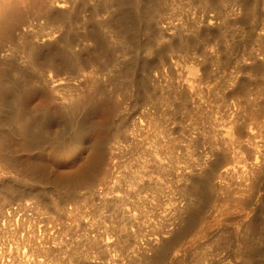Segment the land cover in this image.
Returning a JSON list of instances; mask_svg holds the SVG:
<instances>
[{"label":"bare ground","instance_id":"6f19581e","mask_svg":"<svg viewBox=\"0 0 264 264\" xmlns=\"http://www.w3.org/2000/svg\"><path fill=\"white\" fill-rule=\"evenodd\" d=\"M65 252L264 264V0H0V264Z\"/></svg>","mask_w":264,"mask_h":264},{"label":"rangeland","instance_id":"374dc122","mask_svg":"<svg viewBox=\"0 0 264 264\" xmlns=\"http://www.w3.org/2000/svg\"><path fill=\"white\" fill-rule=\"evenodd\" d=\"M239 24H240V25H239ZM237 25H239L240 27H242V25H243V27L241 28V30H244L246 24L244 25V23H240V22H239L238 24H237V23L232 24L231 27L229 26V28L225 29L226 32L235 31V30H236V31H239L238 28H240V27L237 26ZM235 26H236V27H235ZM232 27H233V28H232ZM234 28H235V29H234ZM228 29H229V30H228ZM237 29H238V30H237ZM212 100H213V97H210V98L208 99V101H209L208 106H209V107H211L210 105H213V104H214L213 102H211ZM219 127H220V129L223 131V125L220 124ZM13 147H14V145H13ZM25 159H26V158L23 157V159H22L23 162L25 161ZM77 163H78V162H77ZM77 163H76V164H77ZM76 164H75V165H74V164H73V165L70 164L71 167H72V169H74V168L76 167ZM57 167H58V169H59V171H58L59 173H60V171H61L62 169H64V170H62L63 172L61 171L62 173H60V174H61L62 176H64V177H68V178H69L70 175L73 177V175L75 174L74 172H75L76 169H75L74 171L72 170V172L70 171V172H71V174H70V172H69V169L71 168L70 166L62 167L61 165H58ZM60 167H61V168H60ZM65 168H67V171H68V172H64V171H65ZM68 168H69V169H68ZM63 173H64V174H63ZM65 174H69V175L65 176ZM72 174H73V175H72ZM71 176H70V177H71ZM143 193H145V192H143ZM259 193H262V192H259ZM13 201H14V200H13ZM12 203H13V205H15V204H16V201H14V202H12ZM90 206H91V203L89 204V206L87 205V206L85 207L86 210H87V212L89 213V214H88L89 217H90L91 215H92V216H97V214L94 213V211H93V209H92L93 206H91V207H90ZM87 208L89 209V211H88ZM91 211H92V212H91ZM102 213L105 214V212H102ZM95 214H96V215H95ZM92 216H91V217H92ZM80 246H81L80 249H83V248L85 247V245H80ZM82 246H84V247H82ZM62 254H63V253H62ZM62 254H61L60 257H59V258H61V259H60V263L62 262V263L64 264V263L66 262L65 264H67V263L69 264V263L71 262L70 264H73V263H72L73 260L67 257V256H68V253H67V252H65V254H67V255L64 254V255L62 256ZM62 257H63V258H62ZM65 258H67V259L64 260ZM57 260H58V259H57ZM57 260H56V262L59 261V260H58V261H57ZM69 260H70V262H69ZM71 260H72V261H71ZM63 261H64V262H63ZM224 264H228V263H224Z\"/></svg>","mask_w":264,"mask_h":264}]
</instances>
